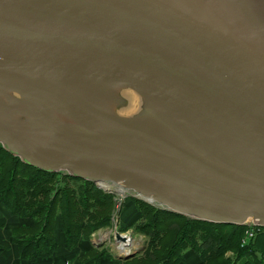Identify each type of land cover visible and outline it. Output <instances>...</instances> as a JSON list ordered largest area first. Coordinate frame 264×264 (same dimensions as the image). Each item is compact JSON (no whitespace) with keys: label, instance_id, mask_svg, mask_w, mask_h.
<instances>
[{"label":"water","instance_id":"water-1","mask_svg":"<svg viewBox=\"0 0 264 264\" xmlns=\"http://www.w3.org/2000/svg\"><path fill=\"white\" fill-rule=\"evenodd\" d=\"M0 144L192 219L264 228V0H0Z\"/></svg>","mask_w":264,"mask_h":264},{"label":"trees","instance_id":"trees-1","mask_svg":"<svg viewBox=\"0 0 264 264\" xmlns=\"http://www.w3.org/2000/svg\"><path fill=\"white\" fill-rule=\"evenodd\" d=\"M0 200L12 213L34 220L31 227L17 230L14 236L23 259L52 257L60 246L59 226L66 248H76L81 242L92 246L80 257L84 262H99L108 256L112 264H186L185 253L190 250L199 256L197 264H264V228L243 245L248 225L192 219L134 196L130 200L142 214L137 230L149 237V245L141 255L117 259L91 242L96 230L112 224L114 193L64 172L28 165L1 144ZM124 208L126 216L131 205ZM20 234L25 236L19 238Z\"/></svg>","mask_w":264,"mask_h":264},{"label":"crops","instance_id":"crops-1","mask_svg":"<svg viewBox=\"0 0 264 264\" xmlns=\"http://www.w3.org/2000/svg\"><path fill=\"white\" fill-rule=\"evenodd\" d=\"M33 224L34 220L32 218L26 217L24 214L12 213L0 200V264H112L108 256L102 257L99 262L92 259L82 261L80 257L88 252L92 246L86 242H81L76 248H66L65 237L60 232L59 226L57 227V236L60 246L52 257L35 260L23 259L18 245L14 242V236L17 230L25 229V227L29 228ZM24 236L25 234L18 235L19 238ZM92 240L93 238H91V242ZM92 244L98 249H105V246H97L93 242ZM185 256L186 264H197L199 262V256L194 251L187 250Z\"/></svg>","mask_w":264,"mask_h":264},{"label":"rangeland","instance_id":"rangeland-1","mask_svg":"<svg viewBox=\"0 0 264 264\" xmlns=\"http://www.w3.org/2000/svg\"><path fill=\"white\" fill-rule=\"evenodd\" d=\"M112 193L115 194L116 201V206L114 208L112 216V224L96 230L92 234V238L95 243L102 244V246H105L104 250H106L109 255H114L115 258L119 259L118 255H124L127 252L122 251V244L115 241L114 231L117 226L118 230H120L122 233L131 236L132 240L128 248L132 252L139 251L137 256L141 255L144 253V251L148 248L149 245V237L143 232L137 230V223L141 220L142 214L136 209L135 204L131 202V195H129L128 193L122 195L119 192L117 193V191ZM129 204L131 205V209L129 213L124 216L123 212L126 210L124 207Z\"/></svg>","mask_w":264,"mask_h":264},{"label":"built area","instance_id":"built-area-1","mask_svg":"<svg viewBox=\"0 0 264 264\" xmlns=\"http://www.w3.org/2000/svg\"><path fill=\"white\" fill-rule=\"evenodd\" d=\"M247 225H248V228H247L246 234L242 240L243 245L247 244L248 241L253 239L256 236V234L259 232V230L261 229V227L255 226L251 222H249ZM127 246H129V245H127Z\"/></svg>","mask_w":264,"mask_h":264},{"label":"bare ground","instance_id":"bare-ground-1","mask_svg":"<svg viewBox=\"0 0 264 264\" xmlns=\"http://www.w3.org/2000/svg\"><path fill=\"white\" fill-rule=\"evenodd\" d=\"M102 185L105 186V187H107L108 189L115 190V191H117V193L119 192V193L122 194V195H125V194L128 192V191H126V190H123V189H121V188L115 186V185L112 184V183H105V182L103 183V182H102ZM121 244H122V246H121V250H122V251H124V252H129V251H130V249L128 248V246H127L125 243H122V242H121Z\"/></svg>","mask_w":264,"mask_h":264}]
</instances>
